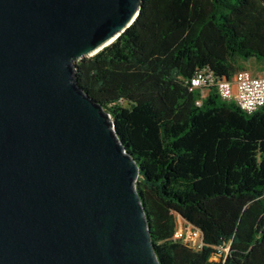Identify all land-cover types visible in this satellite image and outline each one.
Wrapping results in <instances>:
<instances>
[{
  "label": "trees",
  "instance_id": "16d2710c",
  "mask_svg": "<svg viewBox=\"0 0 264 264\" xmlns=\"http://www.w3.org/2000/svg\"><path fill=\"white\" fill-rule=\"evenodd\" d=\"M249 59L264 65V0H141L76 64L139 166L161 264H264V105L247 112L215 87L198 105L188 86L198 69L231 79ZM178 216L201 232L199 248L175 237Z\"/></svg>",
  "mask_w": 264,
  "mask_h": 264
},
{
  "label": "water",
  "instance_id": "95a60500",
  "mask_svg": "<svg viewBox=\"0 0 264 264\" xmlns=\"http://www.w3.org/2000/svg\"><path fill=\"white\" fill-rule=\"evenodd\" d=\"M141 0H0V264H161L139 166L76 64Z\"/></svg>",
  "mask_w": 264,
  "mask_h": 264
},
{
  "label": "built area",
  "instance_id": "2783aa9c",
  "mask_svg": "<svg viewBox=\"0 0 264 264\" xmlns=\"http://www.w3.org/2000/svg\"><path fill=\"white\" fill-rule=\"evenodd\" d=\"M189 90L199 93L196 104L200 105L210 87H215L222 100L235 102L247 112L264 105V74L254 75L247 69L239 70L231 79L218 78L208 68L198 69L188 80Z\"/></svg>",
  "mask_w": 264,
  "mask_h": 264
},
{
  "label": "rangeland",
  "instance_id": "374dc122",
  "mask_svg": "<svg viewBox=\"0 0 264 264\" xmlns=\"http://www.w3.org/2000/svg\"><path fill=\"white\" fill-rule=\"evenodd\" d=\"M246 65H248L250 68L253 67L255 64L254 59H249L245 61ZM175 237L178 239H181L183 242L188 243L193 248H199L202 244L201 239V232L192 226L190 223L182 219L181 217H177V226L175 231ZM221 250L227 251V248H222ZM220 253L214 255L213 259H219Z\"/></svg>",
  "mask_w": 264,
  "mask_h": 264
},
{
  "label": "crops",
  "instance_id": "0c3cea01",
  "mask_svg": "<svg viewBox=\"0 0 264 264\" xmlns=\"http://www.w3.org/2000/svg\"><path fill=\"white\" fill-rule=\"evenodd\" d=\"M244 66H245V69L249 70L254 75L264 74V65L258 64L256 61L253 67L251 68L248 65H246V63H244Z\"/></svg>",
  "mask_w": 264,
  "mask_h": 264
}]
</instances>
